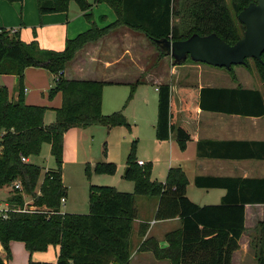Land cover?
Returning <instances> with one entry per match:
<instances>
[{
	"label": "trees",
	"instance_id": "1",
	"mask_svg": "<svg viewBox=\"0 0 264 264\" xmlns=\"http://www.w3.org/2000/svg\"><path fill=\"white\" fill-rule=\"evenodd\" d=\"M71 1L38 0L39 11L41 14L66 12ZM74 1L90 22L93 5L100 2L111 6L116 19L104 26H98L93 21L86 31L67 38L62 50L42 48L36 39L24 41L18 31L0 25V74L17 77V95L14 98H10L7 86L0 85V189L11 187L6 201L12 207L7 219L0 216V241L7 255L11 256L10 241L20 239L31 253L45 250L51 244L59 245L57 261L52 264H130L132 231L138 216L136 199L138 196H152L159 199L155 218L180 217L182 227L166 234L167 246L149 237L142 242L139 250L151 251L156 259L169 260L172 264H232L233 253L240 248V238L245 229V204L264 203V178L197 176L195 183L199 187L227 189L221 204L200 206L187 195L188 178L181 167H171L165 181L153 179L151 163L140 165L135 160L133 145L126 174L134 182L133 192L111 185L91 184L89 213L62 211V198H66L68 192L63 181L67 131L95 124L109 128L130 126L124 109L144 81L136 78L130 82L131 90L123 108L106 115L102 112L104 86L120 82L69 78L65 76L68 63L84 46L98 42L119 27L144 34L164 55L168 53L155 42L156 39L182 40L194 33L207 35L215 32L233 44L241 35L227 1ZM252 1L233 0L237 19L239 12ZM254 60L264 84V52L262 60ZM173 62L178 64L174 59ZM30 66L44 68L54 75L50 98L62 93V104L53 108L56 118L49 124L44 119L50 107L28 104L25 100V71ZM179 94L182 108L190 117H195L199 109L245 116L264 115V97L259 89L182 85ZM173 106L169 84L160 85L156 125L159 140L170 136ZM178 137L182 147L186 140L194 138L188 123L180 124ZM44 143L50 144L57 166L47 169L42 175L40 165L25 162L22 157L39 155ZM202 143L198 147L200 155L204 154ZM228 144L246 147L241 154H231V157L264 159V141H232ZM96 169L113 173L116 165L113 162H98ZM16 181L21 183V189L15 187ZM31 206L33 211L23 210ZM144 226L147 227L142 226V234L146 232ZM258 228L257 258L258 264H264V222H260ZM0 264H6L1 255Z\"/></svg>",
	"mask_w": 264,
	"mask_h": 264
},
{
	"label": "crops",
	"instance_id": "2",
	"mask_svg": "<svg viewBox=\"0 0 264 264\" xmlns=\"http://www.w3.org/2000/svg\"><path fill=\"white\" fill-rule=\"evenodd\" d=\"M100 6V4L95 3L91 12L93 13L95 9H100ZM107 10L109 13L111 12L109 9ZM81 14H83V18L86 17L83 11H81ZM77 19L74 21L69 20L68 11L41 14L39 11L38 0H22L15 2L0 0V25L7 29L18 31L21 38L25 41L30 42L33 39H36L40 46L45 49L62 50L65 47L67 38L76 37L79 33L86 31L91 27V23L87 18V22L81 18L79 19V22H75ZM116 33L118 32H114L113 34L115 35ZM109 35L105 36V38L103 37L95 44L99 46L100 42H102L103 39L105 40ZM97 57L98 56L92 57V63L95 60L101 59ZM76 58L77 57L68 63L65 69V76L69 78L109 80V78L97 75H94V77H88L86 74L81 76L80 73L82 71L77 72L76 70L78 66H81L79 64L81 62H76ZM105 62L109 61L106 60ZM71 63L72 65H70ZM243 66L247 68L246 65ZM234 67L235 66H233L232 69L227 68V71L225 72L222 71V69H219V67H208V69L205 70H207L206 73L209 74L206 76L199 74L196 78H194L188 70L175 67L171 69L170 73L168 72L166 74L168 77L166 80L160 79L161 76L157 74L155 75L152 72V75L150 72H148V74L154 78L146 80L155 85L157 92H159V86L162 84H169L170 86V93L174 101L171 115L172 129L168 139L159 140L155 136V146L156 150L166 152L164 157L167 169H170L171 167H181L185 171L188 178L187 195L194 203L200 206L221 204L223 197L227 193V189L223 187H199L195 183L197 176L264 178V159L231 157V154H241L243 148L246 150V147H241L242 145L240 144H228L232 141H264V115L245 116L199 109L198 114L195 117H190L186 115L182 108V101L179 94V87L182 85L198 86L199 88L204 86H241L243 88L259 89L264 97V84L261 78H259L258 83V81H256V78L258 79L256 73L251 74L245 69H234ZM198 70L201 71L200 68ZM247 70L249 69L247 68ZM145 71H147L146 67H144L143 72L146 73ZM177 72L178 75L182 72V74H184L182 76L183 78H189L195 81V83H182V77L174 76ZM50 76L51 74L44 68L33 66L26 68L24 78L25 88L27 89V91H25L24 88L26 103L32 105H45L50 108L61 106V92L55 96V101H52L53 103L46 99V95L43 93L48 90V79ZM217 76H223V78L226 77L228 79L231 78L229 80H231L232 83H226L225 81L216 78ZM135 79L136 78H127L117 80L120 83L114 85H130V82H134ZM16 82L17 77L15 75L0 74V85L7 86L10 98H14L17 95L15 90ZM120 101L121 96L117 95L111 102L118 107L117 105ZM45 114V123H51L49 122L51 119L49 120L48 118L47 121V112ZM182 122L188 123L194 132V138L186 140L184 147L181 146L178 137V129ZM89 127H92V125ZM86 128L76 127L71 130H85ZM65 136L64 155L66 154L65 146L67 144V135ZM200 142H203V153L205 155L199 154L198 147ZM29 159L31 161V158ZM140 160H138V162ZM140 165H145V162ZM153 179L159 180L157 178ZM124 189L130 190L129 187ZM6 199L7 198L0 200V203L5 202ZM158 203L159 199L152 196H138L136 199L138 216L134 220L132 231V255L130 264H172L169 260L156 259L151 251L139 250L142 242L149 237L156 239L160 245L167 246L168 241L166 239V234L182 227V220L180 217L157 220L155 214ZM62 211L70 212L67 210ZM260 222H264V203L245 204V229L240 238V248L233 253L232 264H258L257 250L259 246L256 237L260 234L258 228ZM143 225L147 226H144V229H146L144 234H142ZM57 247H59L60 251V246L58 245ZM58 254L59 252L57 253V258ZM0 255L5 259V263L9 264L5 254L0 251ZM245 258H248V260H245Z\"/></svg>",
	"mask_w": 264,
	"mask_h": 264
},
{
	"label": "rangeland",
	"instance_id": "3",
	"mask_svg": "<svg viewBox=\"0 0 264 264\" xmlns=\"http://www.w3.org/2000/svg\"><path fill=\"white\" fill-rule=\"evenodd\" d=\"M226 1L230 8L231 15L238 24L239 34L242 37L245 27L237 19L236 11L232 7L233 0ZM70 3L68 10L69 20L74 21L77 18H81L87 22L86 17L83 18L78 4L74 0ZM98 4L101 6L100 9H95L93 11L92 22L94 20L98 26H104L116 19L113 9L107 2H100ZM107 9L111 12L109 13ZM79 19L75 22H79ZM112 32L118 33L114 35ZM112 32L111 35L100 42L99 46L95 44L96 42L89 43L77 52L76 62H81L79 63L81 66H78L76 69L77 72L82 71L83 73H80L81 76L84 74L88 77L97 75L109 78V80L140 78L144 79V81L137 87L133 98L124 109V115L129 121L130 126L117 125L109 128L103 125H92V127L86 128L85 130H71V128L67 131L66 154L63 157V173L68 192L66 196L67 201L66 204L64 203L62 205V210H67L72 213L86 214L90 212L89 189L91 184L111 185L122 191H134L133 180L126 176L128 168L127 160L133 145L135 160L138 161L141 159L146 165L151 163L153 178L165 180L169 170L165 163L164 156L166 152L156 150L155 146V136L157 137L156 125L159 113V92L156 91L154 84L146 81L154 78L151 76V72L161 76L160 79L166 80L168 79L166 74L168 72L170 73L172 68L180 67L183 70H188L190 74L196 78L199 74L205 76L209 74L206 73L207 70H205L208 69V67H218L203 62H197L191 58H188L181 64L175 65L173 58L170 55L162 54L157 46L144 34L121 27L116 28ZM95 56L101 59L95 60L92 63V57ZM106 60L109 62H105ZM247 63V68L249 70L243 65H234V69H245L251 74L256 73V77L258 76L256 81L259 83L260 75L255 60L249 58ZM70 65H72V63ZM144 67H146L147 71L145 72L147 74L143 72ZM199 68L201 71L198 70ZM219 69H222L224 72L227 71L225 67H219ZM148 72H150L151 75L148 74ZM183 75L182 72L180 75H178V72L174 74L175 77H182ZM216 78L226 83H232L231 80H229L231 78H223V76H217ZM181 82L195 83V81L183 77L181 78ZM53 83L54 75H51L48 79V90L47 92H43L44 95H46V99L51 103L55 101L54 98L58 94L57 93L53 98L49 97V91ZM104 89L102 112L108 115L123 108L127 102L131 87L126 84H109L106 85ZM117 95L121 96V101L117 105L118 107L111 102ZM46 112L47 121L49 118V120L51 119L49 122H53L56 118L55 110L50 108ZM31 162L43 168L42 175L45 174L47 169L57 166V162L51 153L49 143L43 144L41 153L37 156H32ZM98 162H113L116 165L115 172L109 173L97 170L96 165ZM128 187L130 190L124 189ZM9 189H11V187L0 189V200H4L8 197L7 192ZM9 247L11 256L7 255L6 249L0 241V251L5 254L9 264H30V262L52 264L57 260V253L59 252V247L51 244L45 250H38L31 253L26 248L25 243L20 239H12L9 243ZM245 260H248V258H245Z\"/></svg>",
	"mask_w": 264,
	"mask_h": 264
},
{
	"label": "water",
	"instance_id": "4",
	"mask_svg": "<svg viewBox=\"0 0 264 264\" xmlns=\"http://www.w3.org/2000/svg\"><path fill=\"white\" fill-rule=\"evenodd\" d=\"M238 20L245 26L244 35L231 44L217 33H198L182 40L156 39L168 55L178 64L191 58L213 66L231 68L245 65L247 59L262 60L264 52V0H254L238 14ZM128 170V168H127Z\"/></svg>",
	"mask_w": 264,
	"mask_h": 264
},
{
	"label": "built area",
	"instance_id": "5",
	"mask_svg": "<svg viewBox=\"0 0 264 264\" xmlns=\"http://www.w3.org/2000/svg\"><path fill=\"white\" fill-rule=\"evenodd\" d=\"M25 91H27L26 88H25ZM22 160L25 161V162L30 161V159L28 157H22ZM139 164H144V161L140 160ZM15 187L21 189L22 185H21V183L19 181H16L15 182ZM65 201H66V198L63 197L62 198V205L65 203ZM26 205H27V203H26ZM11 210H12V207L7 201L0 203V216L2 218L7 219ZM23 210H25V211L26 210L33 211L34 207L33 206H31V208L24 207Z\"/></svg>",
	"mask_w": 264,
	"mask_h": 264
}]
</instances>
